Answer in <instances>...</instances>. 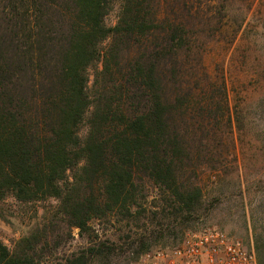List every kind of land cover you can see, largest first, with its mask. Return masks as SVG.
<instances>
[{"label":"trees","instance_id":"trees-1","mask_svg":"<svg viewBox=\"0 0 264 264\" xmlns=\"http://www.w3.org/2000/svg\"><path fill=\"white\" fill-rule=\"evenodd\" d=\"M113 1L0 0V202L54 199L52 219L81 237L93 220L152 226L120 246L94 235L56 264H120L131 252L130 264L174 237L204 195L188 137L200 149L217 118L231 121L187 1L120 0L107 25ZM146 182L164 200L150 218ZM46 244L36 232L12 247L0 238V264H39ZM252 247L264 264V235Z\"/></svg>","mask_w":264,"mask_h":264},{"label":"rangeland","instance_id":"rangeland-1","mask_svg":"<svg viewBox=\"0 0 264 264\" xmlns=\"http://www.w3.org/2000/svg\"><path fill=\"white\" fill-rule=\"evenodd\" d=\"M186 1L190 35L204 43L207 71L225 82L231 121L222 116L217 118L215 129L203 133L210 135L200 149L198 142L188 137L192 151L199 154L194 161L198 162L197 177L192 178L204 194L197 218L184 228H177L174 237L153 244L150 251L174 246L186 234L206 226L221 228L246 246H254L255 233L264 235V0ZM119 3L120 0L113 1L105 18L107 25L115 24ZM89 75L91 85L93 70ZM84 131L85 126L81 133ZM145 187L148 196L143 207L150 218L148 211L157 210L164 200L155 186L146 182ZM55 206L54 199L20 203L7 198L0 202L3 243L12 247L18 238L36 232L47 241L42 245L38 263L56 264L65 255L84 247L94 235L120 246L127 234L144 233L143 227L138 228L142 224L152 228L148 219L93 220V232L81 237L77 228L69 229L63 222L52 219ZM39 251L41 255V248ZM117 258L120 264H128L133 254L126 252Z\"/></svg>","mask_w":264,"mask_h":264},{"label":"built area","instance_id":"built-area-1","mask_svg":"<svg viewBox=\"0 0 264 264\" xmlns=\"http://www.w3.org/2000/svg\"><path fill=\"white\" fill-rule=\"evenodd\" d=\"M130 264H258V260L252 246L221 228L206 226L174 246L143 253Z\"/></svg>","mask_w":264,"mask_h":264}]
</instances>
